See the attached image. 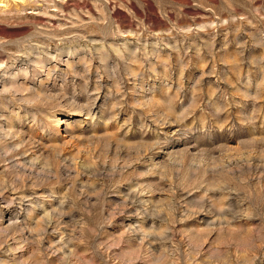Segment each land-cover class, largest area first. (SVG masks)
Segmentation results:
<instances>
[{
    "label": "rangeland",
    "instance_id": "1",
    "mask_svg": "<svg viewBox=\"0 0 264 264\" xmlns=\"http://www.w3.org/2000/svg\"><path fill=\"white\" fill-rule=\"evenodd\" d=\"M0 264H264V0H0Z\"/></svg>",
    "mask_w": 264,
    "mask_h": 264
}]
</instances>
